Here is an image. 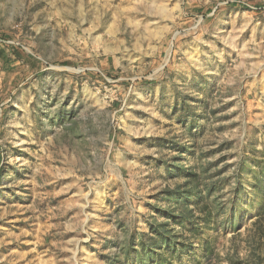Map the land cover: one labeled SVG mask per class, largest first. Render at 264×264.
I'll use <instances>...</instances> for the list:
<instances>
[{"label": "rangeland", "instance_id": "rangeland-1", "mask_svg": "<svg viewBox=\"0 0 264 264\" xmlns=\"http://www.w3.org/2000/svg\"><path fill=\"white\" fill-rule=\"evenodd\" d=\"M0 152L31 264H264V0H0Z\"/></svg>", "mask_w": 264, "mask_h": 264}, {"label": "crops", "instance_id": "crops-1", "mask_svg": "<svg viewBox=\"0 0 264 264\" xmlns=\"http://www.w3.org/2000/svg\"><path fill=\"white\" fill-rule=\"evenodd\" d=\"M2 161V153L0 152V169L2 166ZM3 175L4 174L0 175V188L3 184ZM0 203V206L3 207L0 208V264H31V258L28 256L31 252L30 247H28L27 253L24 247L20 248L22 244H19L18 247L14 245L15 218L13 214L9 212V210L13 209V205L19 204L22 207V219L25 218V215H29V208L28 204L25 202V198L19 196L17 198L10 196L9 198L8 196H5L2 200L0 199ZM22 226L23 231L25 227L24 225ZM16 235L19 234L17 233ZM20 242L24 243V240L21 239ZM44 260V263L49 264L48 261L50 260V258L44 257Z\"/></svg>", "mask_w": 264, "mask_h": 264}, {"label": "trees", "instance_id": "trees-1", "mask_svg": "<svg viewBox=\"0 0 264 264\" xmlns=\"http://www.w3.org/2000/svg\"><path fill=\"white\" fill-rule=\"evenodd\" d=\"M191 172H192V175L189 176L188 179L185 182H183L182 184L177 185L175 188L172 189L174 191L173 194H175L176 196L177 195H181V197H184L185 195H186L185 197H191V193L194 192V194H196V196L201 197V199L203 200L202 188H200L198 186V182L196 180V178L198 177L197 172L194 169H192ZM196 206L199 207L201 210H204V211L207 208V204L204 203V202L197 203ZM191 211H193V209L188 210L189 213H192ZM206 213H208V212L206 211ZM169 214L173 216L174 215V210L170 209ZM182 216L188 217V218H193L194 217L193 214L191 216L187 215V214H182ZM157 229H156L157 232H159L160 234L165 236L164 233H165V231H167L166 230L167 226H166L165 223L158 224ZM167 232L171 234V231L170 232L167 231ZM171 240H172L171 237L168 236L166 243H170L171 244L172 243ZM190 246H191V244H190ZM174 248L176 250L180 251L179 247H177L176 245H174Z\"/></svg>", "mask_w": 264, "mask_h": 264}]
</instances>
